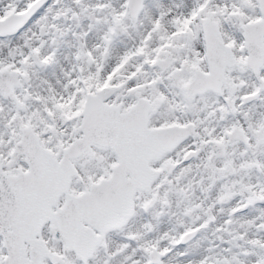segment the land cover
<instances>
[{
    "label": "snow or ice",
    "instance_id": "snow-or-ice-1",
    "mask_svg": "<svg viewBox=\"0 0 264 264\" xmlns=\"http://www.w3.org/2000/svg\"><path fill=\"white\" fill-rule=\"evenodd\" d=\"M0 264H264V0H0Z\"/></svg>",
    "mask_w": 264,
    "mask_h": 264
}]
</instances>
